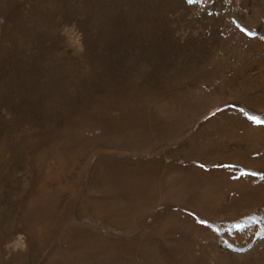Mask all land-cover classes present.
Listing matches in <instances>:
<instances>
[{"label":"rangeland","instance_id":"rangeland-1","mask_svg":"<svg viewBox=\"0 0 264 264\" xmlns=\"http://www.w3.org/2000/svg\"><path fill=\"white\" fill-rule=\"evenodd\" d=\"M0 264H264V0H0Z\"/></svg>","mask_w":264,"mask_h":264},{"label":"snow or ice","instance_id":"snow-or-ice-1","mask_svg":"<svg viewBox=\"0 0 264 264\" xmlns=\"http://www.w3.org/2000/svg\"><path fill=\"white\" fill-rule=\"evenodd\" d=\"M189 2H191V0H189ZM251 119H255V117H252ZM257 122H259V121H257Z\"/></svg>","mask_w":264,"mask_h":264}]
</instances>
